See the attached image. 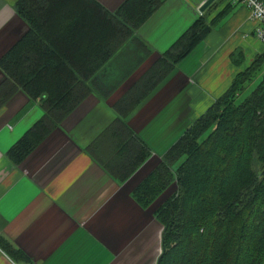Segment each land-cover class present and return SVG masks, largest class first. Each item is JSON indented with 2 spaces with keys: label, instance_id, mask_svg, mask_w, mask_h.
I'll use <instances>...</instances> for the list:
<instances>
[{
  "label": "trees",
  "instance_id": "16d2710c",
  "mask_svg": "<svg viewBox=\"0 0 264 264\" xmlns=\"http://www.w3.org/2000/svg\"><path fill=\"white\" fill-rule=\"evenodd\" d=\"M162 1L123 0L112 11L95 0L14 2L26 30L0 58V106L20 91L39 98L42 114L8 149L10 160L20 162L86 96L105 100L134 72L150 54L134 31ZM226 11L223 7L208 22L200 15L112 103L115 119L87 149L116 182L150 154L124 117ZM263 63L264 51L234 75L132 190L134 200L147 207L175 185L153 212L161 225L154 264H264V72L240 96ZM2 247L23 260L7 244Z\"/></svg>",
  "mask_w": 264,
  "mask_h": 264
},
{
  "label": "crops",
  "instance_id": "0c3cea01",
  "mask_svg": "<svg viewBox=\"0 0 264 264\" xmlns=\"http://www.w3.org/2000/svg\"><path fill=\"white\" fill-rule=\"evenodd\" d=\"M15 1L0 0V58L26 30L13 10ZM95 1L112 11L123 0ZM202 2L163 0L134 31L148 57L107 99L86 96L18 163L7 151L41 116L39 101L16 91L0 106V264L155 263L161 225L153 212L166 198L142 207L132 190L228 87L242 63L263 53L253 36L257 22L244 5L213 0L200 13ZM223 7L227 11L203 39L124 117L150 154L116 182L87 149L115 119L112 103L200 15L208 22ZM3 243L23 260L10 256Z\"/></svg>",
  "mask_w": 264,
  "mask_h": 264
},
{
  "label": "built area",
  "instance_id": "2783aa9c",
  "mask_svg": "<svg viewBox=\"0 0 264 264\" xmlns=\"http://www.w3.org/2000/svg\"><path fill=\"white\" fill-rule=\"evenodd\" d=\"M229 3L242 4L248 9L249 17L257 22L253 36L264 49V0H229Z\"/></svg>",
  "mask_w": 264,
  "mask_h": 264
},
{
  "label": "rangeland",
  "instance_id": "374dc122",
  "mask_svg": "<svg viewBox=\"0 0 264 264\" xmlns=\"http://www.w3.org/2000/svg\"><path fill=\"white\" fill-rule=\"evenodd\" d=\"M201 13V12H200ZM214 16V15H213ZM212 16V17H213ZM211 17V18H212ZM210 18V19H211ZM209 19V20H210ZM263 51H264V49H263ZM256 57V56H255ZM255 57H253V59H251L249 62H248V65H246L245 66V62H243L242 63V65L240 66V68H242V70H245L246 68H248L250 65H251V63L253 62V60H254V58ZM245 66V67H244ZM241 70V71H242ZM264 72V63L262 64V69L260 70V73H257L256 75H255V78H253L248 84H246L245 86H244V89H243V91H242V93H241V97L242 96H244V95H246L252 88H253V86L255 85V83L257 82V78H259L260 77V75L262 74ZM22 93V92H21ZM23 94V93H22ZM26 97V96H25ZM27 98V97H26ZM29 99V98H28ZM31 100H37V101H39V98L38 99H31ZM39 105H40V103H39ZM41 114H42V111H41ZM175 191V185H174V183H172V184H170L162 193H160L159 195H157L150 203H149V205H151V204H153V202L156 200V199H162V197H165V198H167V197H169L170 195H172L173 194V192ZM164 198V199H165ZM163 199V200H164ZM148 205V206H149ZM161 231V230H160ZM157 255L160 253V237H159V242H158V246H157Z\"/></svg>",
  "mask_w": 264,
  "mask_h": 264
},
{
  "label": "water",
  "instance_id": "95a60500",
  "mask_svg": "<svg viewBox=\"0 0 264 264\" xmlns=\"http://www.w3.org/2000/svg\"><path fill=\"white\" fill-rule=\"evenodd\" d=\"M213 0H203V2L198 6L197 10L199 12H203L211 3Z\"/></svg>",
  "mask_w": 264,
  "mask_h": 264
}]
</instances>
